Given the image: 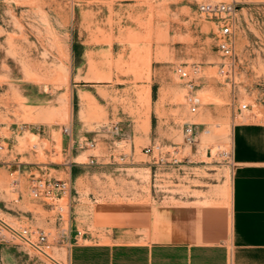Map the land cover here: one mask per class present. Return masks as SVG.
<instances>
[{
  "label": "rangeland",
  "instance_id": "obj_1",
  "mask_svg": "<svg viewBox=\"0 0 264 264\" xmlns=\"http://www.w3.org/2000/svg\"><path fill=\"white\" fill-rule=\"evenodd\" d=\"M204 1L236 5L232 58L197 10ZM191 65L194 113L176 71ZM250 121L264 122V0H0V264L64 262L61 232L75 241L95 201L168 194L167 157L178 148L177 167H197L195 178L202 164L217 169L233 124ZM90 138L93 150L78 148ZM34 178L68 179L70 193L33 199ZM11 228L48 233L57 260Z\"/></svg>",
  "mask_w": 264,
  "mask_h": 264
},
{
  "label": "crops",
  "instance_id": "obj_2",
  "mask_svg": "<svg viewBox=\"0 0 264 264\" xmlns=\"http://www.w3.org/2000/svg\"><path fill=\"white\" fill-rule=\"evenodd\" d=\"M219 164L169 165L156 200L95 201L57 264H264V122L234 123Z\"/></svg>",
  "mask_w": 264,
  "mask_h": 264
},
{
  "label": "built area",
  "instance_id": "obj_3",
  "mask_svg": "<svg viewBox=\"0 0 264 264\" xmlns=\"http://www.w3.org/2000/svg\"><path fill=\"white\" fill-rule=\"evenodd\" d=\"M197 10L199 14L212 20L217 27V47L221 54L226 58H232L234 56V37L236 35V19L237 8L233 2H217V1H204L198 4ZM176 71L180 78L185 80L186 100L190 106V111L194 113L198 107L199 101L194 93L195 81L199 68L198 66H177ZM196 124L186 123L184 127V140L187 144H193L196 139ZM110 131L117 134L118 127L115 125L110 126ZM65 133H69L68 128H64ZM0 143V150L2 149ZM79 149L95 148V139L90 138L78 144ZM154 147H145L144 153L151 154ZM181 150L178 148L169 153L167 161L169 165L177 166L182 159L179 158ZM219 158L222 161L229 160V151L221 150L218 153ZM164 157L158 156L153 158L154 163H163ZM166 159V157H165ZM221 162V161H220ZM87 165H94L98 163L95 155H90L87 160ZM71 190V182L68 179H44L34 178L29 185V194L33 199H41L43 201L49 200V204H53L57 198L67 195ZM12 232L19 236L26 244L32 248L38 250L41 253H45L50 248L51 242L49 241V235L45 232H39L35 234L34 231L27 228L20 230H13ZM79 234V232H77ZM61 242L67 241L68 236H65L64 232H61Z\"/></svg>",
  "mask_w": 264,
  "mask_h": 264
},
{
  "label": "bare ground",
  "instance_id": "obj_4",
  "mask_svg": "<svg viewBox=\"0 0 264 264\" xmlns=\"http://www.w3.org/2000/svg\"><path fill=\"white\" fill-rule=\"evenodd\" d=\"M7 223V222H6ZM11 226V225H10ZM13 228V227H12ZM46 256H48V257H50V258H52V259H54V260H57L54 256H53V254L52 253H50V252H45L44 253ZM58 261V260H57Z\"/></svg>",
  "mask_w": 264,
  "mask_h": 264
}]
</instances>
